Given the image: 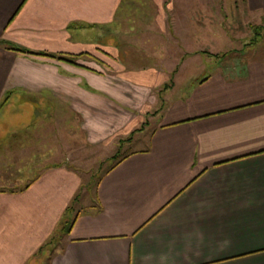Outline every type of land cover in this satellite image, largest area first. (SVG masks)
Here are the masks:
<instances>
[{"label":"crops","instance_id":"0c3cea01","mask_svg":"<svg viewBox=\"0 0 264 264\" xmlns=\"http://www.w3.org/2000/svg\"><path fill=\"white\" fill-rule=\"evenodd\" d=\"M190 3L0 0V264H264V48ZM143 135L83 206L44 165Z\"/></svg>","mask_w":264,"mask_h":264},{"label":"rangeland","instance_id":"374dc122","mask_svg":"<svg viewBox=\"0 0 264 264\" xmlns=\"http://www.w3.org/2000/svg\"><path fill=\"white\" fill-rule=\"evenodd\" d=\"M193 2L194 0H191V3ZM214 2V5H216L217 2V5H219V7L215 6L213 13L212 6ZM203 4L206 5V11L204 13L205 21L209 24H212L215 30L220 32L221 36H231L230 41H232V39L235 40L234 44H229L230 46H224L225 44L224 42H222L223 45L221 46V49L229 51L230 48H234V50L236 51L240 50L244 47V45L249 44L251 41L250 39L253 37L257 38L255 42H258V47L264 48V29H258L260 25H258L259 23L257 22V19L247 11L245 0H203ZM262 26L264 27V24ZM230 41L228 43H230ZM244 51L247 50L245 49ZM210 67L211 66L208 67L205 73L211 71ZM18 124L19 126H23L21 120ZM12 128L15 129L16 124L13 125ZM61 137V144L64 145V138L66 136L65 134H62ZM146 137L147 135H143L140 137L142 138V141L139 142L137 140L132 144H128L123 152L120 151L119 153H117V156H113L115 151L111 149H105L96 153H90L87 150L84 153L87 154L88 157L79 155L69 157L66 156L65 150L62 149L61 154L63 155L60 158L46 157L44 165L45 168H47L57 163L60 165L65 164L68 166H72L74 169L79 171V175L83 180V188L80 190L79 196L81 197V200L77 201L79 202L77 207L83 206L93 201L96 194L95 192L98 180L113 164H115L122 157L123 154L121 153H126L130 149L134 150L137 148H142L147 143ZM89 198H91V200ZM59 235L60 234H56L54 236V241H52V243L48 245L49 247L47 248L49 249L47 250L49 252L51 250L55 251L60 249L59 243L61 241H57L59 239ZM50 255L52 254L45 255L46 260L43 261L44 264H46V261L48 262L47 258ZM40 260L41 257L34 258L32 264H40ZM43 263L41 262V264Z\"/></svg>","mask_w":264,"mask_h":264},{"label":"trees","instance_id":"16d2710c","mask_svg":"<svg viewBox=\"0 0 264 264\" xmlns=\"http://www.w3.org/2000/svg\"><path fill=\"white\" fill-rule=\"evenodd\" d=\"M258 29L263 30L264 27H263V26H259ZM256 39H257V38H254V42H253V43H255V40H256ZM20 51H21V52H24V53H33V52H30V51L25 50V49H20ZM39 55L49 56V57H55V58H58V59H62V60H66V61H71V62L73 61L71 57L66 56V55H62V54L53 55V54H47V53H39ZM67 209H68V211H70V210H71V207H68ZM68 211H67V212H68Z\"/></svg>","mask_w":264,"mask_h":264}]
</instances>
